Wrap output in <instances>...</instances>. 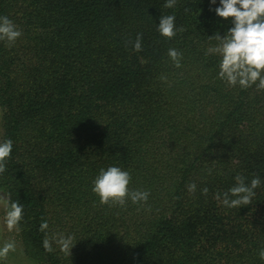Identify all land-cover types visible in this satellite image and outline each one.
Returning a JSON list of instances; mask_svg holds the SVG:
<instances>
[{"label":"trees","instance_id":"16d2710c","mask_svg":"<svg viewBox=\"0 0 264 264\" xmlns=\"http://www.w3.org/2000/svg\"><path fill=\"white\" fill-rule=\"evenodd\" d=\"M165 2L0 0L23 33L0 41V142L13 141L0 191L24 205L16 235L30 263L264 264V90L228 86L206 54L234 26L220 0ZM170 14L185 30L167 39L157 29ZM109 166L147 203L100 204L93 180ZM238 174L262 184L227 208L214 196ZM42 220L49 237H74L71 256L45 251Z\"/></svg>","mask_w":264,"mask_h":264},{"label":"clouds","instance_id":"9594fccd","mask_svg":"<svg viewBox=\"0 0 264 264\" xmlns=\"http://www.w3.org/2000/svg\"><path fill=\"white\" fill-rule=\"evenodd\" d=\"M212 4L216 0H211ZM177 0H166L164 8H174ZM189 9L185 8V12ZM216 14L224 19L233 18L231 27L223 36L215 34L209 37L215 40V46L209 47L206 54H215L220 57L218 78L228 86L239 85L247 89L256 85L264 90V0H220V6L215 8ZM175 15H162L158 25V32L167 39L174 38L178 32H183V27L177 28ZM22 31L7 16H0V41L14 44L21 36ZM142 34H137L134 42V50H142ZM168 56L176 68H180L183 55L175 48L168 50ZM165 79V77H161ZM13 150L11 139L0 142V174L6 171V164ZM211 169H208L211 174ZM132 180L129 171L118 166H109L105 170L101 168L93 180L92 192L98 196L102 205L125 206L127 201L133 204L147 203L150 193L143 190H132L129 185ZM262 181L259 176L246 182V177L235 176V185L227 191L216 193L214 198L227 208H239L252 203L256 196V189ZM189 193H195L197 185L193 182L187 186ZM202 194L207 195L209 189L204 187ZM0 205L4 209V223L9 232L19 231L20 223L24 218V205L18 200L13 201L11 194L0 192ZM47 220H42L39 230L45 233L43 247L47 252H53V243L59 246V250L71 256L74 247V237L62 233H53L49 237ZM16 250L15 241H6L0 246V260L7 259L10 252ZM259 257L264 260V248L259 251Z\"/></svg>","mask_w":264,"mask_h":264},{"label":"rangeland","instance_id":"374dc122","mask_svg":"<svg viewBox=\"0 0 264 264\" xmlns=\"http://www.w3.org/2000/svg\"><path fill=\"white\" fill-rule=\"evenodd\" d=\"M1 109H0V141L2 139V128H1ZM1 192V191H0ZM4 209L3 206L0 205V246H2L6 241H15L16 250L14 252H10L8 254L7 259L0 260V264H32L25 257L22 256L21 250L19 248V238L17 237L16 230L11 232L8 231L5 223H4Z\"/></svg>","mask_w":264,"mask_h":264}]
</instances>
